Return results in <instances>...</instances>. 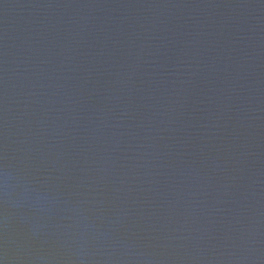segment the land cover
Masks as SVG:
<instances>
[{
	"label": "water",
	"instance_id": "obj_1",
	"mask_svg": "<svg viewBox=\"0 0 264 264\" xmlns=\"http://www.w3.org/2000/svg\"><path fill=\"white\" fill-rule=\"evenodd\" d=\"M0 264H264V0H0Z\"/></svg>",
	"mask_w": 264,
	"mask_h": 264
}]
</instances>
